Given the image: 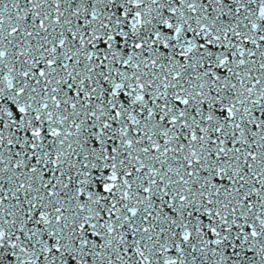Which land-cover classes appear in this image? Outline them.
<instances>
[{"label": "snow or ice", "instance_id": "obj_1", "mask_svg": "<svg viewBox=\"0 0 264 264\" xmlns=\"http://www.w3.org/2000/svg\"><path fill=\"white\" fill-rule=\"evenodd\" d=\"M0 264H264V0H0Z\"/></svg>", "mask_w": 264, "mask_h": 264}]
</instances>
